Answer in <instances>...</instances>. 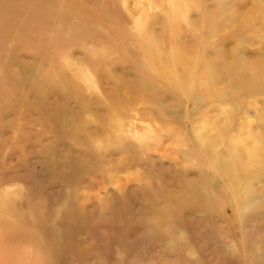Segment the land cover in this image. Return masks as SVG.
Returning <instances> with one entry per match:
<instances>
[{
	"label": "rangeland",
	"instance_id": "1",
	"mask_svg": "<svg viewBox=\"0 0 264 264\" xmlns=\"http://www.w3.org/2000/svg\"><path fill=\"white\" fill-rule=\"evenodd\" d=\"M0 264H264V0H0Z\"/></svg>",
	"mask_w": 264,
	"mask_h": 264
}]
</instances>
